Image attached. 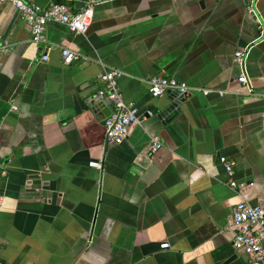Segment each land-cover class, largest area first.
Here are the masks:
<instances>
[{
	"label": "crops",
	"instance_id": "1",
	"mask_svg": "<svg viewBox=\"0 0 264 264\" xmlns=\"http://www.w3.org/2000/svg\"><path fill=\"white\" fill-rule=\"evenodd\" d=\"M26 1L89 5L93 19L79 34L48 25L36 46L0 4L11 46L0 53L2 264H248L227 221L241 201L264 209V0ZM62 46L86 60L64 65ZM238 50L250 89L236 81ZM108 69L122 71L119 92L139 117L120 145L105 142L107 116L90 105ZM154 75L188 88L169 123L157 116L169 96L148 93ZM153 136L162 146L149 155ZM82 151L101 168L72 163Z\"/></svg>",
	"mask_w": 264,
	"mask_h": 264
},
{
	"label": "built area",
	"instance_id": "2",
	"mask_svg": "<svg viewBox=\"0 0 264 264\" xmlns=\"http://www.w3.org/2000/svg\"><path fill=\"white\" fill-rule=\"evenodd\" d=\"M0 4H7L16 9L24 18L30 29L31 42L38 46L45 42V32L48 25H58L65 27L70 33H84L91 25L93 11L87 5L79 10H73L66 2H52L46 7H41L36 3L26 0H0ZM255 23L260 31H264V18L256 19ZM62 63L69 65L74 61L86 60L80 53L69 47H60ZM11 51L10 44L5 40H0V53L7 55ZM41 60H48L47 53H44ZM234 62L239 68L236 77L237 83L250 89V83L245 70V52L238 50L234 54ZM122 71L118 69L103 70L99 75L103 87L91 97V101L109 102V115L104 120V138L108 145H120L128 137L129 129L139 122L137 109L133 103L123 100L119 89L118 79L122 76ZM148 93L151 97L184 95L188 93V88L171 77L154 75L147 81ZM204 94L208 91L204 90ZM221 95V92H220ZM159 137L153 136L149 142V155H153L161 148ZM219 164L227 174V186L232 191L241 192L243 183H239L234 178L233 163L224 156H220ZM94 168H101V162H91ZM227 228L233 232L232 247L235 252L244 254L248 264H264V209L248 201L237 203L231 211ZM162 248H167L168 244H162ZM3 244L0 239V264Z\"/></svg>",
	"mask_w": 264,
	"mask_h": 264
},
{
	"label": "water",
	"instance_id": "3",
	"mask_svg": "<svg viewBox=\"0 0 264 264\" xmlns=\"http://www.w3.org/2000/svg\"><path fill=\"white\" fill-rule=\"evenodd\" d=\"M252 0H243L245 4L249 3ZM200 5L203 6V2H200ZM188 96V93L184 95H173L169 97V104H164L161 107L160 112L158 113V118L163 120V123H169L174 117L177 116V114L180 111V105L186 100ZM90 105H92L93 110H102L103 113H105L106 116L109 115V102L105 101H90ZM157 114L156 112L154 115ZM91 158L89 157V154L87 151L78 152L75 154L71 160L72 163H76L83 166H88L91 162ZM161 250V246L159 244H149L145 247L144 253H152L154 251ZM236 258V256H232L222 262L221 264H229L231 261H233Z\"/></svg>",
	"mask_w": 264,
	"mask_h": 264
}]
</instances>
